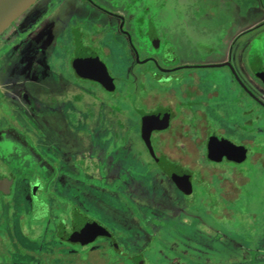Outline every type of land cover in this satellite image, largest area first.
<instances>
[{"label":"rangeland","instance_id":"obj_1","mask_svg":"<svg viewBox=\"0 0 264 264\" xmlns=\"http://www.w3.org/2000/svg\"><path fill=\"white\" fill-rule=\"evenodd\" d=\"M98 1L118 10L125 0ZM212 2L175 0L159 12L150 3L151 13L143 16L146 21L141 26L147 31L152 22L160 34H169L171 39L178 20L194 18V27L209 33L218 25L204 16L219 13ZM104 18L108 17L81 0H67L61 5L40 0L0 36V175L17 179L13 192L1 199L0 264H12L8 259L14 252L19 264H41V257L25 255L23 245L38 253L51 245L48 248L54 251L58 244L49 234L55 231L58 219L71 218L74 206L112 231L125 252L147 250L148 264H264V134L249 135L255 143L249 160L241 164L209 161L205 149L195 148L190 138L184 139L188 141L185 147L175 148L170 135L165 134L164 150L194 171V193L187 198L155 166L140 142L138 130L130 129L137 125L135 107L148 109L145 101L150 94L159 103L166 99L163 94L172 95L173 90L179 94L184 82H158L152 77L153 64H128V54L132 53L116 41L118 37L100 38L98 45L93 42L92 36L108 35L107 28L112 29ZM36 21L39 26L31 29ZM76 26L101 54L104 46L112 43L110 57L102 55L117 78L116 94L79 80L73 72L72 28ZM25 29L22 39L34 29L38 32L28 46L22 47L27 46L26 50L14 54L13 49L23 42L8 40ZM133 40L142 57L152 50L150 41L142 44L136 36ZM142 74L148 76L135 84ZM226 76L225 81L217 79L201 85L200 99L206 100L202 111L211 124H218L221 117L227 123L242 121V108L236 100L240 90L228 73ZM124 89L129 93L126 97ZM212 90L218 95L205 98ZM111 109L119 113L114 116ZM128 132L131 135L126 145L122 138ZM221 133L236 142L245 136L231 127ZM180 145L184 146L182 142ZM253 155L262 158L255 160ZM102 160L108 169V179L103 183L99 169ZM82 166L94 182H81ZM151 168L155 170L148 175ZM43 173L55 176L50 184ZM39 179L44 184L38 192L39 201L48 207H38L31 196L29 185ZM9 237L19 238L23 244L19 251H14L15 244ZM57 247L67 253V260L57 257L54 264H80L84 257L91 264L102 259L112 263L121 256L104 240L76 249L70 245ZM103 247L109 248L108 252ZM93 250L96 253L90 256ZM78 251L81 258L76 261Z\"/></svg>","mask_w":264,"mask_h":264},{"label":"flooded vegetation","instance_id":"obj_2","mask_svg":"<svg viewBox=\"0 0 264 264\" xmlns=\"http://www.w3.org/2000/svg\"><path fill=\"white\" fill-rule=\"evenodd\" d=\"M53 1V0H51ZM58 2V5H61L67 0H54ZM84 3L90 4L94 9L100 11L104 14L107 19H103L104 23L107 25H111V28H107L106 34H98L92 36V41L97 45L100 44V38L105 39L106 36H111L114 38L118 37L119 43L122 44L124 49H129L132 54L130 55V60H127L128 64H153L155 66V71L152 73V77L159 81H166L170 83L176 82H184V90L178 94V90H173L172 95L163 94V98L159 103L158 98L150 94L149 98L145 101L148 103V109L136 108L134 109V113L137 116L138 120L136 121L137 125L130 126L132 130H138V135L140 142L144 143L150 157L154 161V164H157L155 158L150 154L146 143L142 138V128H143V119L142 114L151 115L159 110L169 111L170 116L166 117V114H162L161 122H165L168 120L167 126L157 129L152 132L151 135V143L154 148L155 154L157 158H166L172 164L181 166L184 170H189L192 172L191 183L183 184L180 186V183L173 180L170 176H168L157 164V168L162 171V173L168 177L174 185L184 193L183 186L192 185L193 181V169L186 167L182 161L174 160L163 148L167 144V139H163L164 135H170L169 140L171 141V145L175 148L185 147L188 141L184 139H192L193 145L198 149H205L206 151V159L211 162H231L228 161L226 157H224L220 161H214L209 159L208 157V149L210 146H213L215 141L213 140L215 136H219L225 140H229L235 143L238 146L245 147L247 149V159L244 162H247L250 158L251 146L254 145L255 141L249 137L250 134H264V0H213V6H216L219 10V13L207 14L204 16L208 18L209 21H216L218 25L215 26L216 29L213 28L211 32H204L197 27H194L193 20L185 21L178 20L176 22L174 29L171 30L172 36L171 39L167 36L169 34H160L156 24L150 23L148 24V28L145 31L141 26L142 22H145L146 19L143 18L144 15L151 13V4L154 3L155 12H159L160 10H167L169 3L175 2V0H164L159 2V0H125L122 5H120V9L114 10L113 8L105 7L98 0H81ZM107 3H110L111 0H104ZM152 1V2H151ZM157 1V2H156ZM211 2V1H210ZM50 3V2H49ZM184 3H186L184 1ZM51 4V3H50ZM49 4V5H50ZM112 5V4H111ZM196 9H199V5H195ZM53 8H51V11ZM128 15V16H127ZM180 19V18H179ZM184 19V18H183ZM185 22L187 23L185 25ZM38 22L36 21L34 25L30 26L31 29L37 28ZM40 26H42L40 24ZM29 28V29H30ZM26 31H19L17 35L8 40L9 42L14 41V39H20L23 43L22 45L17 46L13 49V52L22 53L23 50H26L27 46L30 44L31 38H34V35L37 34L38 31L35 29L29 33L27 37L20 38L22 33ZM73 32V46L74 52L71 59V67L73 72L77 76V78L81 81H86L90 83H94L109 93L116 94L118 92L117 86V78L111 72V69L108 65L105 57H110V45L111 42H108L109 45H103V53L92 44L86 42V33L82 30L81 27L72 28ZM138 35V36H137ZM103 36V37H101ZM138 37V39L143 40L142 44L145 41H150L151 51H147L143 53L144 57L139 50V47L135 44L133 38ZM195 36H198V39ZM207 38H210L207 39ZM102 44H104V40H102ZM109 40H106V42ZM81 43V44H80ZM28 44V45H27ZM11 45V44H9ZM24 45L26 47L22 48ZM81 45L85 48L86 51L96 53L103 64H105L108 68L109 74L113 79V84L110 86H105L99 83L96 80H93L86 76L85 73L81 71L78 73L75 64H92L87 60H84L86 57L81 54L80 61L77 62V54H80L82 51ZM146 48L145 45H143ZM22 48V49H21ZM3 51V50H2ZM4 52V51H3ZM196 52V53H195ZM82 53V52H81ZM87 53V52H85ZM84 54V53H83ZM82 68H84L82 66ZM81 69V67H80ZM229 74L230 79L233 83H235L240 90L239 95L236 97V100L239 99V103L241 106V122H231L228 123L221 117L220 121L218 120V124H211L207 121V116L202 111L203 101L204 99H200L203 93L201 85L206 84L208 81H225ZM148 76V75H147ZM146 75L142 74L141 79H146ZM137 77L136 83L139 81H143ZM138 81V82H137ZM119 82V81H118ZM121 83V82H119ZM126 87V85H125ZM125 90V97L129 95L128 91ZM128 90V89H127ZM88 95V94H87ZM167 95V96H165ZM218 95L216 90H212L207 93V99H212V96ZM160 96V97H161ZM179 96V97H178ZM181 97V98H180ZM171 99V100H169ZM246 100L244 103L242 101ZM202 101V102H200ZM196 103H198L196 105ZM200 103V104H199ZM246 103V104H245ZM110 109V108H109ZM260 109V111H258ZM262 110V111H261ZM112 115H116L119 112L111 109ZM110 111V112H111ZM168 118V119H167ZM225 121V123H224ZM127 125V124H126ZM124 126L126 129L127 126ZM236 128L240 132L244 133L245 136L242 137L240 142H236L221 133V130L224 131L225 128ZM220 128L221 130L219 131ZM132 130V131H133ZM131 131V132H132ZM131 133H127L123 136V140L126 142V145L129 144L128 140H130ZM166 138V137H165ZM184 140V141H183ZM180 142L183 143L184 146L180 145ZM157 143V145H156ZM186 144V145H185ZM254 157L255 160L262 158V155L251 156ZM103 163V164H101ZM99 163L100 173L102 175V183L106 179H108V169H106L105 162ZM234 163V162H231ZM150 165V163H148ZM39 165V164H38ZM78 167H81V164L77 163ZM83 171H80L82 174L81 182L83 184L88 185L91 182L90 177L91 174L89 171L85 170L82 166ZM155 169H149L148 175L154 171ZM160 171V172H161ZM46 175V181L50 184L51 180L57 174V171L54 168V175ZM73 178L76 179V176L70 174ZM106 176V177H105ZM0 177H5L9 179H14V183L11 187V191L9 193H1L0 194V218L2 216V206L1 199L3 196L10 195L13 192V187L17 181L14 175L4 176L0 175ZM104 177V178H103ZM80 181L79 179H76ZM99 186V184H98ZM31 196L34 197V188L35 194L38 199V192L42 190L43 184L42 180H36L29 185ZM50 192H53L50 188V185L47 186ZM54 193V192H53ZM126 193V191H125ZM126 196V194H124ZM34 200V198H33ZM35 202V201H33ZM42 202V201H41ZM42 206H47L46 202L43 201ZM40 205V206H41ZM35 206V204H34ZM39 207V206H38ZM82 213L77 206L72 207V216L69 220L62 218L58 219L56 222V228L52 235V240L54 243L58 245H70L75 248V246H90V245H98L100 240L109 241L111 246L114 248L116 253L120 254V258L117 261H125L130 263V259L126 256L124 257V250L121 248V243L118 237L110 231L107 227H105L99 221H96L100 225L104 226L115 238L113 240L111 237L107 236H98L93 241L85 242L73 238L74 233V224H75V211ZM50 212V209L48 210ZM87 216L86 214L82 213ZM89 217V216H87ZM91 218V217H89ZM92 219V218H91ZM48 221V220H47ZM44 223V225L47 223ZM156 223V220L154 221ZM160 224V223H159ZM60 227H64L65 234L70 237V239H62L60 235H58V231ZM0 235H3V232L0 231ZM12 243L15 244L14 251H19V247L23 244L19 242L18 237H9ZM18 240V241H17ZM48 240V239H47ZM49 241V240H48ZM51 244V243H50ZM57 245V246H58ZM49 245L48 247H50ZM54 247V251H51V248L45 250L41 253H38L34 250H30L26 248L24 245L25 255L35 257H41V264H54V261L57 257H60L62 261L67 260V253L59 252L58 247ZM104 248V247H103ZM76 249V248H75ZM107 252L108 249L104 248ZM141 250V249H140ZM96 251V250H93ZM37 255L35 256V254ZM127 252V251H126ZM14 254L11 253V256L8 260L12 262V264H19L16 260ZM54 254V256H53ZM129 255L130 253L127 252ZM9 255V254H8ZM79 251L76 254V261L80 259ZM84 256V255H83ZM142 256L145 264V259L143 255H138L134 258V264H137L136 260ZM37 259V258H36ZM66 264V263H65ZM76 264H78L76 262ZM114 264V263H113ZM131 264V263H130Z\"/></svg>","mask_w":264,"mask_h":264},{"label":"water","instance_id":"obj_3","mask_svg":"<svg viewBox=\"0 0 264 264\" xmlns=\"http://www.w3.org/2000/svg\"><path fill=\"white\" fill-rule=\"evenodd\" d=\"M40 0H0V36L12 26L21 16L28 12L37 2ZM81 44V43H80ZM82 53L77 54V62H81L80 58L84 55L89 62L92 64H75V68L78 73L86 74L87 77L98 81L99 83L110 86L113 84V79L109 74L108 68L102 63L99 56L92 51L88 52L81 45ZM87 52V53H85ZM84 53V54H83ZM82 66H86L82 68ZM81 67V69H80ZM162 114H166V117L170 116L169 111L159 110L151 115L142 114L143 128H142V138L147 145V148L155 158L158 166L173 180L180 183H191L192 172L189 170H184L181 166L172 164L166 158H157L154 148L151 143L152 132L161 129L168 124V120L164 123L161 122ZM168 119V118H167ZM215 141L213 146L208 149V157L214 161H220L224 157L228 161L234 162L236 164H241L247 159V149L242 146H238L235 143L225 140L219 136H215L213 139ZM225 152H224V151ZM223 151V152H222ZM14 183V179H9L5 177H0V194L9 193L11 187ZM34 188V201L37 206L43 204V202L38 201L36 197V192ZM75 224L73 238L79 239L85 242L93 241L98 236L111 237L113 240L115 238L113 235L102 225L94 221L93 219L75 211ZM137 264H144L142 256L136 260Z\"/></svg>","mask_w":264,"mask_h":264},{"label":"trees","instance_id":"obj_4","mask_svg":"<svg viewBox=\"0 0 264 264\" xmlns=\"http://www.w3.org/2000/svg\"><path fill=\"white\" fill-rule=\"evenodd\" d=\"M156 166H157V164H155ZM193 176H194V173H193ZM193 179H194V177L192 178V181H193ZM39 180H41V179H39ZM180 183V182H179ZM183 184H185V183H180V186H182ZM43 186H44V184H43ZM194 184L192 183V185H187L186 187L185 186H183V189H185L184 190V195L185 196H187V198L188 197H191L192 195H193V193H194ZM65 229L66 228H64V227H60V229H59V231H58V235H60V237L62 238V239H70V237L69 236H67L66 234H65ZM146 251L147 250H141V251H139V252H137V253H132V254H127L125 251H124V257L126 256L127 258H125V259H130V263H132V264H134L135 262H134V258L136 257V256H138L139 254L140 255H143V257H144V259H145V256H146ZM90 253V256H93V255H95V253H96V251H90L89 252ZM115 253H116V251H115ZM92 254V255H91ZM81 258V257H80ZM82 264H91V262H90V260L89 259H86L85 257H84V259H82L81 261H80ZM80 263V264H81ZM113 263H116V264H130V263H128V262H125V261H118L117 262V260L116 261H114V262H109L108 260H101V261H99L98 262V264H113ZM145 264H148V261L145 259Z\"/></svg>","mask_w":264,"mask_h":264},{"label":"bare ground","instance_id":"obj_5","mask_svg":"<svg viewBox=\"0 0 264 264\" xmlns=\"http://www.w3.org/2000/svg\"><path fill=\"white\" fill-rule=\"evenodd\" d=\"M83 67L85 68L86 66H83ZM223 151H224V150H223ZM223 151H222V152H223ZM224 152H225V151H224Z\"/></svg>","mask_w":264,"mask_h":264}]
</instances>
